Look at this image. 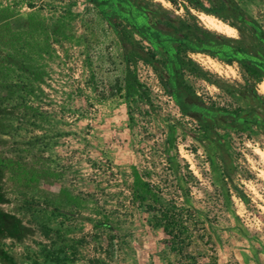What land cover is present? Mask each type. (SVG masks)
<instances>
[{
	"label": "rangeland",
	"instance_id": "obj_1",
	"mask_svg": "<svg viewBox=\"0 0 264 264\" xmlns=\"http://www.w3.org/2000/svg\"><path fill=\"white\" fill-rule=\"evenodd\" d=\"M232 2L264 33V0ZM158 4L205 27L199 15L206 13L186 3ZM127 66L94 4L0 0V264L173 263L164 233L131 199L130 167L171 181L176 151L174 163L186 162L198 180L181 201L204 222L217 263L264 264V128L225 127L214 141L135 53L130 69L147 98H128ZM214 66L221 76L205 71L238 84L234 72ZM199 84L216 103L243 106L238 95ZM206 240L190 247L199 261Z\"/></svg>",
	"mask_w": 264,
	"mask_h": 264
},
{
	"label": "flooded vegetation",
	"instance_id": "obj_2",
	"mask_svg": "<svg viewBox=\"0 0 264 264\" xmlns=\"http://www.w3.org/2000/svg\"><path fill=\"white\" fill-rule=\"evenodd\" d=\"M86 1L94 4L114 24L125 60L135 53L151 63L164 90L183 114L198 122L204 135L221 142L218 130L225 127L259 125L264 128V91L261 90L264 33L251 19L244 16L231 17V20L223 18L236 31V34L224 36L205 28L206 25L201 27L188 21V16H174L158 4L186 3L191 11L192 3L199 1ZM214 65L234 72L238 84L224 85L205 71L214 70L221 76ZM200 82L226 91L229 96L238 95L243 106L238 109L231 104L216 103L220 98L199 89Z\"/></svg>",
	"mask_w": 264,
	"mask_h": 264
},
{
	"label": "trees",
	"instance_id": "obj_3",
	"mask_svg": "<svg viewBox=\"0 0 264 264\" xmlns=\"http://www.w3.org/2000/svg\"><path fill=\"white\" fill-rule=\"evenodd\" d=\"M199 1V0H194ZM218 7L208 8L202 3H192V6L206 14H212L223 20V18L244 16L251 19L236 3H227L232 0H217ZM252 20V19H251ZM116 34L118 33L114 24L110 21ZM253 21V20H252ZM254 22V21H253ZM254 24H256L254 22ZM134 53L126 57L128 66L124 76V89L127 97L145 94L141 91V85L135 73L130 69V63ZM128 104V109L129 103ZM178 157V153L173 152L169 157L172 166L170 170L173 178L171 181L154 180L155 172L145 168L139 170L135 165L131 168V188L130 194L133 202L141 206L149 215L148 223L153 229H160L165 235V244L176 256V260L171 264H218L214 246L211 242V235L208 234L204 222L191 206H186L182 197L188 196L191 186L198 184L197 178L192 174L186 162L184 165L174 163L173 159ZM0 162H2L0 160ZM2 164V163H0ZM12 167V165H10ZM20 174L28 176L37 181L30 175V171L21 169ZM182 196V197H181ZM207 238L210 247H205L204 260L199 261L197 256L190 252V247L195 241H203Z\"/></svg>",
	"mask_w": 264,
	"mask_h": 264
},
{
	"label": "bare ground",
	"instance_id": "obj_4",
	"mask_svg": "<svg viewBox=\"0 0 264 264\" xmlns=\"http://www.w3.org/2000/svg\"><path fill=\"white\" fill-rule=\"evenodd\" d=\"M200 20L202 21V23L204 25H206L207 27L217 30L218 32H222L225 33L227 35H233L235 34V30L233 27L209 16L206 14L201 13L199 15ZM261 90L264 91V83L261 85ZM258 153H260V155L262 154V152L260 150H256Z\"/></svg>",
	"mask_w": 264,
	"mask_h": 264
}]
</instances>
